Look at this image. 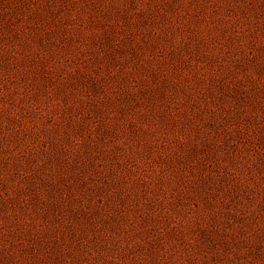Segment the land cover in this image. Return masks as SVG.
Returning a JSON list of instances; mask_svg holds the SVG:
<instances>
[{"label": "rangeland", "instance_id": "obj_1", "mask_svg": "<svg viewBox=\"0 0 264 264\" xmlns=\"http://www.w3.org/2000/svg\"><path fill=\"white\" fill-rule=\"evenodd\" d=\"M0 264H264V0H0Z\"/></svg>", "mask_w": 264, "mask_h": 264}]
</instances>
